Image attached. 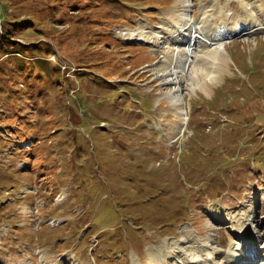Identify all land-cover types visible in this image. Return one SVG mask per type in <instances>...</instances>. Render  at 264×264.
<instances>
[{
  "label": "rangeland",
  "instance_id": "rangeland-1",
  "mask_svg": "<svg viewBox=\"0 0 264 264\" xmlns=\"http://www.w3.org/2000/svg\"><path fill=\"white\" fill-rule=\"evenodd\" d=\"M0 1L14 40L0 43V264H178L148 248L182 229L194 241L216 229L223 263L240 240L233 217L238 229L253 220L264 246V32L229 40L210 95L186 83L183 126L160 98L165 52L125 40L170 34L179 0ZM215 1L194 0L191 18ZM246 6L264 12V0H220L209 23ZM24 20L27 32L8 23ZM62 61L77 66L72 82Z\"/></svg>",
  "mask_w": 264,
  "mask_h": 264
},
{
  "label": "bare ground",
  "instance_id": "bare-ground-1",
  "mask_svg": "<svg viewBox=\"0 0 264 264\" xmlns=\"http://www.w3.org/2000/svg\"><path fill=\"white\" fill-rule=\"evenodd\" d=\"M179 2L184 4V19H177L181 12L176 15L172 14L174 16L172 19H177V24L170 34L161 30L156 37L150 38L144 35L145 31L143 30L139 33L133 30L129 31L126 39L127 41L144 39L146 42H152L153 51L162 54L165 52V58L161 59V62L166 61V64L156 66L155 71L159 77L164 79L163 84L170 88L166 94H160V98H165L172 103L170 110L185 126L189 121L186 97L184 96L186 83H189L193 92L202 91L206 95H210L212 85L219 80L221 75L224 76L223 73L229 68L226 44L235 37L245 38L246 41H249V38L254 34L264 32V12L262 9L258 13L246 6L248 8L246 17L235 20L231 24L229 16L222 9L219 19L211 24L209 23L210 15L207 13L214 9L220 0H216L215 3H212L213 5L202 6L201 11L204 17L201 21L191 18L194 0H179ZM163 25L164 30L171 26L168 22ZM167 42L168 45L165 46L164 43ZM156 47L158 49H155ZM170 52L177 53L174 60L169 59ZM158 128L160 131V127ZM211 213L217 221L223 219L224 215L215 213L213 209H211ZM233 219L229 223L235 231H238L240 240L238 243H233V246L227 251L223 263L218 259L221 251L220 244L214 234V232L217 233L216 229L212 230L213 233L208 235L209 237H199L196 241L189 240L187 233L190 231L182 229V239L164 238L161 244L149 246L148 253L151 258L169 257L171 260H177L178 264H255V261L260 260L264 255V246L259 247L261 242L256 230L258 227L252 220L251 227L238 229ZM236 247L239 248L235 249ZM238 249L242 251L239 252ZM251 249L252 251H250ZM180 250H183L184 254H181ZM249 251L250 253H248ZM263 262L264 260L261 263ZM134 264H139L137 259H134Z\"/></svg>",
  "mask_w": 264,
  "mask_h": 264
},
{
  "label": "trees",
  "instance_id": "trees-1",
  "mask_svg": "<svg viewBox=\"0 0 264 264\" xmlns=\"http://www.w3.org/2000/svg\"><path fill=\"white\" fill-rule=\"evenodd\" d=\"M0 4H1V6H3V1H0ZM3 7H4V6H3ZM0 9H1V8H0ZM2 13H3V12H2ZM3 15H4V16H7L5 13H3ZM7 17H8V16H7ZM7 17H6V20H7ZM8 23H9L10 25H11V24H16V26L19 27L23 32H27V31H29L30 28L33 27V24L30 22V20H24V21H21V22H19V23H15V22H8ZM28 24H31V25L29 26ZM9 29H10V28H9ZM4 34H5V35H11V34H6V32H0V43L5 42L6 39L12 40V39H10V38L5 37ZM12 41H14V40H12ZM21 41H22V40H21ZM21 41L19 40V41H16V42H18V44H20L21 47H28V49H29V53H34V52L36 51V49H38V47L35 46V45H33V44H29L28 42H21ZM23 43H24V44H23ZM50 48H51V46H50ZM53 56H56V55H53ZM53 56H52V57H53ZM51 61H52V60H51ZM55 61H56V60H55ZM35 62H36V61H35ZM74 64H75V63H74ZM63 65H64V63L61 62V63H60V70H61V72L64 74L65 78L70 79L71 82H72V80L75 79L76 73H77L78 71L74 72L73 77H70V76H69V72L66 71V70H64ZM75 66H76V64H75ZM76 68H77V66H76ZM38 71H39V70L36 69L33 65H30V71H29V73L31 72V73L37 75V74H39V73L41 72V71H39V72H38ZM43 71H47V74L50 75V76L52 75V73L50 72L49 69H45V68H44ZM80 71H81V69H80Z\"/></svg>",
  "mask_w": 264,
  "mask_h": 264
}]
</instances>
